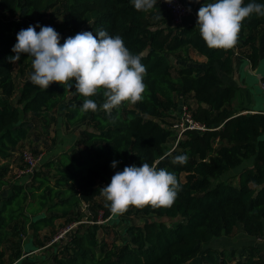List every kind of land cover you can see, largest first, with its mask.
Returning a JSON list of instances; mask_svg holds the SVG:
<instances>
[{"label": "trees", "instance_id": "1", "mask_svg": "<svg viewBox=\"0 0 264 264\" xmlns=\"http://www.w3.org/2000/svg\"><path fill=\"white\" fill-rule=\"evenodd\" d=\"M181 1L187 7L192 3ZM203 2L195 1L196 18ZM37 21L54 27L60 43L85 30L120 35L146 66L143 99L124 101L109 116L99 108L105 99L101 90L90 97L98 109L81 114L84 98L74 93V84L68 89L52 82L46 90L32 84L31 57L22 54L15 63L7 57L15 55L16 33ZM236 45L257 68L264 55V16L242 21ZM191 51L205 61L194 64ZM234 53L208 47L195 23L172 24L165 0L146 12L130 0H0V264L21 259L24 234L34 236L26 252L49 253L41 264H188L195 258L199 264H264L259 245L240 250L208 245L238 225L249 236L264 237V110L233 103L238 88L225 84L219 71L232 74ZM260 80L264 83V70ZM180 104L207 129L184 131L167 149ZM59 108L66 124L78 127L74 144L42 160L24 182L8 180L11 153L26 139L39 141L57 123ZM169 150L187 153L188 162L160 160ZM29 151L39 154L34 147ZM20 160L23 168L21 155ZM143 161L175 173L182 189L174 203L129 205L123 213H111L100 187L115 171ZM236 169L235 182L223 179ZM113 216L147 220L108 241L98 232ZM57 220L65 232L60 244L49 243ZM44 228L51 234L39 238Z\"/></svg>", "mask_w": 264, "mask_h": 264}, {"label": "clouds", "instance_id": "2", "mask_svg": "<svg viewBox=\"0 0 264 264\" xmlns=\"http://www.w3.org/2000/svg\"><path fill=\"white\" fill-rule=\"evenodd\" d=\"M171 2V0H167ZM138 11L153 9L158 0H130ZM252 14L264 16V3L257 0H204L197 12L196 26L200 36L210 48H232L238 38L242 21ZM37 27L39 31H37ZM81 31L64 38L50 25L30 24L16 33L12 46L15 55H9L10 62L20 60L22 54L31 57L30 82L46 90L52 82H59L84 99L79 105L81 114L96 111L97 103L90 97L103 91L104 102L99 108L111 115L122 102L135 103L143 99L146 85V66L141 56L133 54L120 35H111L107 30ZM74 78V79H73ZM170 158L172 164L184 165L187 153L164 152L160 160ZM118 160L111 161L116 168ZM182 184L173 172L156 163L143 161L124 166L111 176L110 182L100 187L105 206L113 214H120L129 205L144 207L171 206Z\"/></svg>", "mask_w": 264, "mask_h": 264}, {"label": "rangeland", "instance_id": "3", "mask_svg": "<svg viewBox=\"0 0 264 264\" xmlns=\"http://www.w3.org/2000/svg\"><path fill=\"white\" fill-rule=\"evenodd\" d=\"M196 0H192L190 6H188L189 12L183 19V24L187 23H195L197 21L196 13L194 11V4ZM262 38V37H261ZM237 48H239L236 44L232 47V50L236 53L233 55L234 59V70L232 74L228 75L222 71H219L221 78L225 84H232L237 86L238 93L233 100L234 104H242L244 107H252L264 108V85L263 81L260 80L261 74L264 70V55L262 54V60L259 66L255 69H252L249 61L244 58L240 53L237 52ZM191 56L193 58L194 64L202 63L200 60L201 57L196 58L198 54L194 51H191ZM169 60L176 64H184V62H178L173 57L168 56ZM236 60V62H235ZM62 109H58V118L57 123L53 124L49 127V129L43 132V136L39 141H30L26 139L22 141L15 151L11 153V157L9 159L10 167L7 175L8 180H18L25 181L28 177L24 174L19 175L18 170L22 167L20 160V155L23 150H30L31 147L37 148L38 153L41 154L42 160L53 157L56 153L68 150L75 142L78 136V127L76 125H67L61 116ZM178 113V110L175 111V114ZM175 131L172 137L167 141L166 148L172 149L175 145ZM250 164L249 162L244 165ZM242 165L241 167H243ZM240 167V168H241ZM239 169V168H238ZM232 170L230 173L223 176L224 180L227 181H236V172L238 171ZM18 174V175H17ZM147 220V217H117L113 216L109 221H105L100 219L99 222H104V228L100 229L98 232L99 237H103L108 241L118 235L125 236V229L130 224L142 223ZM164 220L168 221V219L164 218ZM51 228H44L39 232V238H43L44 236H50ZM66 228L61 227V221L57 220L54 225V233L51 234L52 238L49 243L54 242L60 244L59 238H61L62 234L65 232ZM57 231V232H56ZM34 236L29 237V234H24L21 238L23 243V255L21 259L15 264H41L43 261L48 260L46 256L49 254L45 251V249L39 250L35 249L33 251L26 252L30 249L29 242ZM246 244H256L260 247L264 248V237H253L247 235L241 228L240 225L236 227L234 232L231 235H221L220 237L215 238L208 245L214 247H225L228 249L238 248L239 250L243 245ZM188 264H199V259L195 258L191 260Z\"/></svg>", "mask_w": 264, "mask_h": 264}, {"label": "built area", "instance_id": "4", "mask_svg": "<svg viewBox=\"0 0 264 264\" xmlns=\"http://www.w3.org/2000/svg\"><path fill=\"white\" fill-rule=\"evenodd\" d=\"M165 6L171 14L172 24L175 25L181 24L184 17L189 12L187 6H185L181 0H171V2H167V0H165ZM262 87L264 88V85H262ZM176 116L177 117L173 121L172 125L169 127L173 132L175 131V143L182 136L184 131L194 130L202 132L207 129L205 124L200 123L193 118L190 111L183 104H180ZM21 156L22 161L24 162V167L18 170L19 175L24 174L29 176L42 161L41 154H34L29 150H23Z\"/></svg>", "mask_w": 264, "mask_h": 264}, {"label": "crops", "instance_id": "5", "mask_svg": "<svg viewBox=\"0 0 264 264\" xmlns=\"http://www.w3.org/2000/svg\"><path fill=\"white\" fill-rule=\"evenodd\" d=\"M232 49V48H231ZM236 54V53H235ZM243 56V55H242ZM198 57H201L202 59L200 60L201 62H204L205 61V57L204 56H200V55H198V56H196V58H198ZM244 57V56H243ZM245 58V57H244ZM235 62H236V60H235ZM233 63H234V59H233ZM254 109H256V111L257 110H264V108L263 107H258V108H255L254 107Z\"/></svg>", "mask_w": 264, "mask_h": 264}, {"label": "water", "instance_id": "6", "mask_svg": "<svg viewBox=\"0 0 264 264\" xmlns=\"http://www.w3.org/2000/svg\"><path fill=\"white\" fill-rule=\"evenodd\" d=\"M7 193H8V190H7V189H5V190H4V192L2 193V195H3V196H6V195H7Z\"/></svg>", "mask_w": 264, "mask_h": 264}]
</instances>
